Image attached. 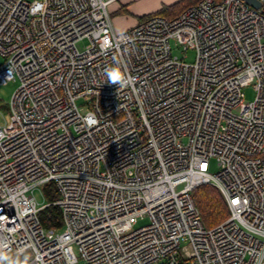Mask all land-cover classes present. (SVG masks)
<instances>
[{
    "label": "built area",
    "instance_id": "1",
    "mask_svg": "<svg viewBox=\"0 0 264 264\" xmlns=\"http://www.w3.org/2000/svg\"><path fill=\"white\" fill-rule=\"evenodd\" d=\"M260 1L200 0L117 31L111 0H0V83L20 79L0 124V264H264ZM204 184L229 209L211 227ZM51 203L62 230L40 218Z\"/></svg>",
    "mask_w": 264,
    "mask_h": 264
},
{
    "label": "trees",
    "instance_id": "2",
    "mask_svg": "<svg viewBox=\"0 0 264 264\" xmlns=\"http://www.w3.org/2000/svg\"><path fill=\"white\" fill-rule=\"evenodd\" d=\"M44 195L48 202H53L58 196V190L54 184L49 183L45 187ZM193 195L206 226H214L229 215L227 202L216 186L201 185L193 191ZM40 218L47 227H60L62 225L61 208L51 203L40 211Z\"/></svg>",
    "mask_w": 264,
    "mask_h": 264
},
{
    "label": "crops",
    "instance_id": "3",
    "mask_svg": "<svg viewBox=\"0 0 264 264\" xmlns=\"http://www.w3.org/2000/svg\"><path fill=\"white\" fill-rule=\"evenodd\" d=\"M200 0H111L109 12L117 31L130 28L154 14L167 18L177 16Z\"/></svg>",
    "mask_w": 264,
    "mask_h": 264
},
{
    "label": "rangeland",
    "instance_id": "4",
    "mask_svg": "<svg viewBox=\"0 0 264 264\" xmlns=\"http://www.w3.org/2000/svg\"><path fill=\"white\" fill-rule=\"evenodd\" d=\"M264 2V0H263ZM89 43L88 39H84L78 43V46L81 49H84ZM171 45L173 48V52L178 54L179 56H183L187 61H193L195 59V50L192 48H188L186 44H180L176 39L171 40ZM3 58L0 56V62ZM20 79L18 76L7 81L6 83H0V124H5L6 121L10 118V109L9 103L11 102L14 91L19 87ZM245 92V100L249 101L255 97L256 91L253 84H250L244 88ZM78 103L82 105L84 103V99H78ZM210 169L215 172L217 171V165L215 161L212 163ZM45 185L41 187H37L34 189L33 194L39 203H47L48 200L44 195ZM64 225L59 227V230H62Z\"/></svg>",
    "mask_w": 264,
    "mask_h": 264
},
{
    "label": "clouds",
    "instance_id": "5",
    "mask_svg": "<svg viewBox=\"0 0 264 264\" xmlns=\"http://www.w3.org/2000/svg\"><path fill=\"white\" fill-rule=\"evenodd\" d=\"M108 81L110 83H115L118 87L129 85L131 83L130 79L127 77L121 78V76L115 71V69L106 72Z\"/></svg>",
    "mask_w": 264,
    "mask_h": 264
},
{
    "label": "water",
    "instance_id": "6",
    "mask_svg": "<svg viewBox=\"0 0 264 264\" xmlns=\"http://www.w3.org/2000/svg\"><path fill=\"white\" fill-rule=\"evenodd\" d=\"M248 3L256 6V7H260L262 5V2L260 0H246Z\"/></svg>",
    "mask_w": 264,
    "mask_h": 264
}]
</instances>
